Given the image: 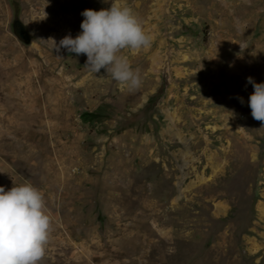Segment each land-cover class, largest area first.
I'll return each mask as SVG.
<instances>
[{
	"label": "rangeland",
	"instance_id": "obj_1",
	"mask_svg": "<svg viewBox=\"0 0 264 264\" xmlns=\"http://www.w3.org/2000/svg\"><path fill=\"white\" fill-rule=\"evenodd\" d=\"M120 2L153 37L120 53L133 91L49 40L111 0H0V187L43 194L40 264H264V128L247 82L264 83V0Z\"/></svg>",
	"mask_w": 264,
	"mask_h": 264
},
{
	"label": "clouds",
	"instance_id": "obj_2",
	"mask_svg": "<svg viewBox=\"0 0 264 264\" xmlns=\"http://www.w3.org/2000/svg\"><path fill=\"white\" fill-rule=\"evenodd\" d=\"M81 15L84 17L82 31L75 38L66 35L59 44L49 39L55 51L66 49L77 56L86 55L85 67L93 74L105 69L121 89H139L142 84L139 71H134L120 53L125 49L136 53L147 50L153 37L145 32L133 10L120 0H111L109 9H86ZM247 82L254 89L249 97L252 118L264 128V83H256L252 77ZM52 230V220L40 190L31 184H14L8 191L0 187V264H40Z\"/></svg>",
	"mask_w": 264,
	"mask_h": 264
},
{
	"label": "water",
	"instance_id": "obj_3",
	"mask_svg": "<svg viewBox=\"0 0 264 264\" xmlns=\"http://www.w3.org/2000/svg\"><path fill=\"white\" fill-rule=\"evenodd\" d=\"M13 29L14 33L22 40L27 41L29 39V34L25 31L23 28L22 24L18 21L15 20L13 22Z\"/></svg>",
	"mask_w": 264,
	"mask_h": 264
}]
</instances>
